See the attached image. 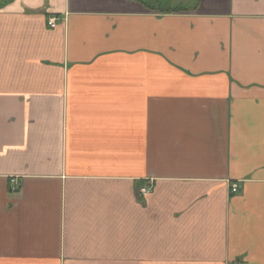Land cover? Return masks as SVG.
Here are the masks:
<instances>
[{
	"label": "crops",
	"instance_id": "1",
	"mask_svg": "<svg viewBox=\"0 0 264 264\" xmlns=\"http://www.w3.org/2000/svg\"><path fill=\"white\" fill-rule=\"evenodd\" d=\"M0 264H264V0H0Z\"/></svg>",
	"mask_w": 264,
	"mask_h": 264
},
{
	"label": "trees",
	"instance_id": "2",
	"mask_svg": "<svg viewBox=\"0 0 264 264\" xmlns=\"http://www.w3.org/2000/svg\"><path fill=\"white\" fill-rule=\"evenodd\" d=\"M144 5L152 10V11H159L160 13H176L180 11H186L190 10V7L188 8H170L167 7L166 4L159 2V1H144Z\"/></svg>",
	"mask_w": 264,
	"mask_h": 264
},
{
	"label": "built area",
	"instance_id": "3",
	"mask_svg": "<svg viewBox=\"0 0 264 264\" xmlns=\"http://www.w3.org/2000/svg\"><path fill=\"white\" fill-rule=\"evenodd\" d=\"M55 22H56V20L55 19H50L49 20V26L51 27V28H54L55 27ZM11 184H12V186H11V189L12 190H15L16 188H18L19 187V183H18V181L17 180H15V179H13V180H11ZM231 193L232 194H234V193H237L238 192V186L236 185V184H233V185H231ZM149 192V189L147 188V187H144V188H142L140 191H139V194L140 195H146L147 193Z\"/></svg>",
	"mask_w": 264,
	"mask_h": 264
}]
</instances>
